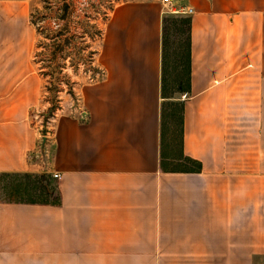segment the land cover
I'll return each mask as SVG.
<instances>
[{"label":"crops","instance_id":"obj_1","mask_svg":"<svg viewBox=\"0 0 264 264\" xmlns=\"http://www.w3.org/2000/svg\"><path fill=\"white\" fill-rule=\"evenodd\" d=\"M174 1L193 11L182 152L199 172L160 167L161 0L113 6L103 76L47 133L36 28L0 12V264L264 258V0ZM22 174L46 175L58 203L7 200L5 175Z\"/></svg>","mask_w":264,"mask_h":264},{"label":"rangeland","instance_id":"obj_2","mask_svg":"<svg viewBox=\"0 0 264 264\" xmlns=\"http://www.w3.org/2000/svg\"><path fill=\"white\" fill-rule=\"evenodd\" d=\"M126 0H0V12L5 10H11L15 12V17L9 19V26L24 28L26 27H34L31 22L30 14L35 15L34 19L37 23V27L41 30L43 27H48L51 30L56 29V27L60 26L69 27V32H67L64 36H62L61 40L64 37H69L71 33L74 32V28L77 31H81V25L85 26V29H89V25L93 23H97V25L103 28V23L105 18L110 14L111 9L117 3L123 2ZM64 2L73 4L74 11L67 16H62V12L58 11L56 6H61ZM58 3V5H54ZM51 6V10H45L44 6ZM178 7L176 1H174L171 8ZM106 12V16H104L103 12ZM46 14L44 17L42 15ZM187 17L185 15L172 14L171 12H167L163 18L166 19H176L179 20L181 17ZM87 17V18H86ZM89 17V19H88ZM3 18L0 15V20ZM172 24V23H171ZM170 23L168 24L167 36H166V60H165V78H166V95H171L172 97H164L162 98L163 104V151L169 159L166 161L168 168H183L190 166L184 161L175 160V158H180L181 146H180V103L184 101L187 97L185 93L174 92V87H176V82L174 81L176 71L182 68L183 61L185 63V51L187 48V25H178L179 30H175L174 26ZM179 24V23H178ZM91 31H93L91 29ZM87 42L90 43L89 37H87ZM43 41L44 43H51L50 39L43 37V35L37 34V42ZM100 45V38L96 39L92 42V46L90 48L98 49ZM41 47H37L35 54L41 51ZM89 50V49H88ZM47 53H50L51 48L48 46L46 49ZM34 54V60L37 57ZM66 63V67L63 69L62 73L67 74L70 77V82L75 83V95L71 96L67 93V86L62 81L60 82V89L58 93L57 105L59 109L55 110L56 112H60L62 109L64 112L70 111L71 108L77 107L79 90L80 88L93 80L100 79V75H94V77H90L89 73H85L83 71L82 65H80L77 73L73 71V67L70 65L69 58L64 60ZM182 63V64H181ZM36 67H39V63H36ZM39 69V68H38ZM44 103L46 106L44 109H40L39 112L35 110V114L37 115V119L39 120V124L42 126V131L47 133L49 131L50 125L52 121L51 112L48 113V107L51 105L49 99L52 98L51 94L44 92ZM173 101V104L170 102ZM62 112V111H61ZM175 157V158H172ZM20 179L18 177H9L6 181L8 186H13L17 184ZM45 183V182H44ZM49 185L53 186L51 180H48ZM7 186V187H8ZM8 189V188H7ZM256 263L264 264V258L257 259Z\"/></svg>","mask_w":264,"mask_h":264},{"label":"trees","instance_id":"obj_3","mask_svg":"<svg viewBox=\"0 0 264 264\" xmlns=\"http://www.w3.org/2000/svg\"><path fill=\"white\" fill-rule=\"evenodd\" d=\"M58 5V3L54 4ZM57 10L62 12V16H67L74 11L73 4L64 2L61 6H56ZM45 10H51V6H44ZM106 12H103L106 16ZM46 14L42 15L44 17ZM31 22L36 26L37 34L43 35V37L50 39L51 43H44L43 41L37 42L36 47H41L42 50L37 52L35 56V63H39V71L45 80L44 92L51 94L52 98L49 99L51 105L48 107V113L54 115L55 110L59 109L57 99L60 89V82L62 81L67 86V93L71 96L75 95V83L70 82V77L67 74L62 73L63 69L66 67L64 60L69 58L70 65L73 67L75 73L78 72L80 65L83 67L85 73H89L90 77H94L97 67L94 65V56L97 49L90 48L92 42L97 38L99 39L102 35V28L93 23L89 25V29L86 30L85 26L81 25V31H77L75 27L74 32L69 35V37H64L67 32H69V27L51 30L48 27H43L41 30L37 27V23L34 19L35 15L30 14ZM87 18V17H86ZM89 19V17H88ZM106 19V18H105ZM105 21V20H104ZM174 26L175 30H179L178 25H187L188 37H187V48L185 51V63L183 61L182 68L175 73L174 81L176 82V87H174V92L179 93H189L190 92V74H191V55H190V17H181L179 20L176 19H166L162 20V40H161V86L160 93L161 97H172L171 95H166V78H165V60H166V36L168 24ZM179 23V24H178ZM91 29L93 31H91ZM87 37H89V42L86 43ZM48 46L51 48L50 53H47L46 49ZM89 49V50H88ZM173 104V101L170 102ZM180 146L181 153L180 158H175V160L184 161L190 166L183 168H168L166 161L169 159L163 151V104L161 103V126H160V138H161V148H160V167L163 171H173V172H199L200 163L190 157L184 156L182 152V135H183V109L184 101L180 103ZM5 177H18L20 180L17 184L13 186L6 185L4 190L7 200L10 201H26V202H39V203H58V195L53 186H48L49 178L42 175H5ZM4 177V178H5ZM45 182V183H44ZM8 186V187H7ZM8 188V189H7Z\"/></svg>","mask_w":264,"mask_h":264},{"label":"built area","instance_id":"obj_4","mask_svg":"<svg viewBox=\"0 0 264 264\" xmlns=\"http://www.w3.org/2000/svg\"><path fill=\"white\" fill-rule=\"evenodd\" d=\"M162 6L164 8V12H171L172 14H179V15H185V16H189L190 14H192V9L191 8H181V7H175L172 8L171 10H169L168 8H171V6L174 3V0H161ZM96 75H100L101 77L103 76V71L102 69H99L97 67V71L95 73ZM58 110V109H57ZM55 113V112H54ZM55 114L51 116V118H49L51 121L54 118ZM42 152L40 151L37 155H40ZM56 177V175H54Z\"/></svg>","mask_w":264,"mask_h":264},{"label":"water","instance_id":"obj_5","mask_svg":"<svg viewBox=\"0 0 264 264\" xmlns=\"http://www.w3.org/2000/svg\"><path fill=\"white\" fill-rule=\"evenodd\" d=\"M42 140H43V142H44V141H46V138H45V137H43V139H42Z\"/></svg>","mask_w":264,"mask_h":264}]
</instances>
